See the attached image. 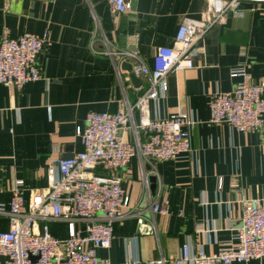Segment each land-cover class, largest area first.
Returning a JSON list of instances; mask_svg holds the SVG:
<instances>
[{"label": "crops", "instance_id": "obj_1", "mask_svg": "<svg viewBox=\"0 0 264 264\" xmlns=\"http://www.w3.org/2000/svg\"><path fill=\"white\" fill-rule=\"evenodd\" d=\"M131 11L113 10L111 0H0V40L30 33L47 36L39 56L42 78L22 89L0 84V232L10 229L6 214L16 182L26 203L49 185L48 164L61 148L71 158L83 151L76 134L89 113L116 114L134 105L149 88L132 71L133 60L101 52L139 50L148 67L159 48L172 47L185 20H199L209 0H126ZM242 15L229 14L205 36L194 68L173 72L168 91L149 104L151 120L191 111L198 124L192 153L155 162L134 157L118 172L133 214L114 223L113 240L97 256L112 264L173 260L189 244L193 252L218 253L238 242L242 197L264 198V131L238 132L227 122L211 124L210 104L217 91L234 89L231 73L246 69L252 83H264V3H240ZM141 113L133 112L137 136ZM129 142L135 134L125 132ZM94 174L102 175L96 169ZM148 181V184L146 183ZM168 202L167 212H154ZM58 239L68 237L61 221H40ZM82 230L84 224L79 225ZM232 264H264V261Z\"/></svg>", "mask_w": 264, "mask_h": 264}, {"label": "built area", "instance_id": "obj_2", "mask_svg": "<svg viewBox=\"0 0 264 264\" xmlns=\"http://www.w3.org/2000/svg\"><path fill=\"white\" fill-rule=\"evenodd\" d=\"M240 3L263 4L264 0H209V9L201 19H187L180 26L172 47L159 48L150 68L139 50L106 51L102 54L133 60L132 71L148 80L149 88L136 104H127L116 114L89 113L85 125L78 127L83 151L71 158L56 154L48 164L49 185L31 194L26 203L23 182H16L8 214L11 225L0 232V264H112L97 256L98 249H108L113 240L114 223L131 217L125 210L130 198L122 187L118 172L132 158L155 162L178 160L192 153V132L198 121L191 111H180L162 120H151L149 104L168 91L167 78L173 72L192 70L194 58L201 51L207 33L226 22L227 16L242 15ZM113 10L131 11L126 0H111ZM47 44V36L24 34L11 38L4 34L0 40V84L22 89L42 78L38 63ZM238 79L231 92L217 91L210 104L211 124L227 122L238 132L262 134L264 131V83L255 85L246 69L231 73ZM139 110V128L146 140L137 136L132 123L133 112ZM133 131L136 138L129 142L125 132ZM102 175L94 174L96 169ZM148 184V181H146ZM242 225L237 230L238 242L221 248L218 253L193 252L189 244L182 248L179 258L150 260L145 264H232L251 260L264 261V198L242 197ZM168 202L156 204L154 212L165 214ZM5 213L0 207V214ZM61 221L68 227L64 240L53 237L47 226L39 231L40 221ZM84 224L85 229L80 228ZM1 258H4L2 261Z\"/></svg>", "mask_w": 264, "mask_h": 264}, {"label": "water", "instance_id": "obj_3", "mask_svg": "<svg viewBox=\"0 0 264 264\" xmlns=\"http://www.w3.org/2000/svg\"><path fill=\"white\" fill-rule=\"evenodd\" d=\"M134 1H135V0H132L133 4H134ZM1 260L3 261V260H4V258H1Z\"/></svg>", "mask_w": 264, "mask_h": 264}]
</instances>
